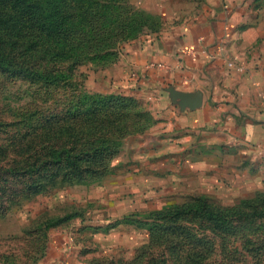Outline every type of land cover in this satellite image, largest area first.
<instances>
[{"label":"rangeland","instance_id":"rangeland-1","mask_svg":"<svg viewBox=\"0 0 264 264\" xmlns=\"http://www.w3.org/2000/svg\"><path fill=\"white\" fill-rule=\"evenodd\" d=\"M91 5L97 14L81 53L40 60V70H0V169H19L47 146L46 121L61 120L60 130L79 98L85 97L87 108L94 95L132 98L134 107L125 110L129 125L107 175L82 183L59 180L0 213V264H264V213L212 222L178 209L196 197L218 207H241L246 200L264 207V59L255 63L260 85L248 86L245 101L234 105L233 124L204 127L186 138L166 129L164 111L152 97L106 92L100 82L150 35L179 28L168 26L144 0ZM263 8L264 0H255L258 15ZM219 44L224 58L238 65L223 42L208 52ZM28 60L33 63L21 58ZM36 71L37 79L18 76ZM98 130L99 124V136ZM68 141L66 134L54 139L59 148Z\"/></svg>","mask_w":264,"mask_h":264},{"label":"trees","instance_id":"trees-1","mask_svg":"<svg viewBox=\"0 0 264 264\" xmlns=\"http://www.w3.org/2000/svg\"><path fill=\"white\" fill-rule=\"evenodd\" d=\"M92 2L0 0V70H11L9 65L16 66L13 70H40V60L65 59L81 53L83 43H87L84 36L97 14L92 11ZM12 55L15 56L11 58ZM22 56L26 60L29 57L33 63L21 61ZM18 76L37 79L39 73L21 72ZM84 98L72 102L62 118L64 124L60 130L57 125L61 120L46 121L42 135L48 145L30 155L23 167L0 169V213L7 212L22 196L54 186L59 180L82 183L99 179L111 171L110 159L119 151L120 139L129 125L125 110L132 109L135 100L122 94L94 95L89 97L87 108V103L82 101ZM97 102L102 114L96 113L100 111ZM59 131L64 133H57ZM30 133L35 136L37 129ZM63 134L69 141L59 148L54 139ZM31 140L33 137L27 143L31 144ZM193 199L178 209L212 222L219 221L222 216L236 218L242 214L248 218L253 217L255 211L260 215L264 213L263 205L251 200L244 201L241 207H218L205 197ZM124 219L118 223L127 222ZM227 223L230 225L231 221Z\"/></svg>","mask_w":264,"mask_h":264},{"label":"crops","instance_id":"crops-1","mask_svg":"<svg viewBox=\"0 0 264 264\" xmlns=\"http://www.w3.org/2000/svg\"><path fill=\"white\" fill-rule=\"evenodd\" d=\"M144 4L179 29L141 42L100 81L107 86L104 90L152 97L164 111L166 129L186 138L197 137L204 127L233 124L234 105L245 101L248 86L257 89L259 84L256 75L261 68L255 69V63L258 57L264 59V45L259 43L264 37V8L258 15L255 0H144ZM220 42L238 58L239 69H229L226 58L209 60L207 50H215L213 45ZM189 48L197 55L188 54ZM174 91L201 92L203 102L194 108L184 106ZM236 96H242L241 101Z\"/></svg>","mask_w":264,"mask_h":264},{"label":"water","instance_id":"water-1","mask_svg":"<svg viewBox=\"0 0 264 264\" xmlns=\"http://www.w3.org/2000/svg\"><path fill=\"white\" fill-rule=\"evenodd\" d=\"M174 95L179 97L184 106L198 107L203 102V95L201 92L186 93V92H173Z\"/></svg>","mask_w":264,"mask_h":264},{"label":"built area","instance_id":"built-area-1","mask_svg":"<svg viewBox=\"0 0 264 264\" xmlns=\"http://www.w3.org/2000/svg\"><path fill=\"white\" fill-rule=\"evenodd\" d=\"M223 50H224L223 45L219 44V45L217 46V48H216V52H215V53H209L208 50H207V54L209 53V54H208V57H210L211 59L219 60V61H221V60H223V59L225 60ZM187 53H188V54H193L194 56L197 55L196 50H194L193 48H189V49L187 50ZM225 64L227 65V67H228L229 69H239V68H240V67L236 64V62L233 61V60H231V59H226V60H225ZM160 65L162 66V64H160Z\"/></svg>","mask_w":264,"mask_h":264}]
</instances>
